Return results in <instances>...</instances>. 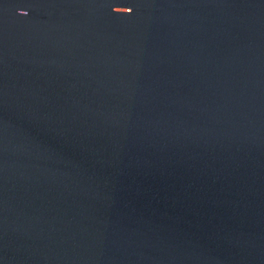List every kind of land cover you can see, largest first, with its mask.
<instances>
[{"label":"water","instance_id":"1","mask_svg":"<svg viewBox=\"0 0 264 264\" xmlns=\"http://www.w3.org/2000/svg\"><path fill=\"white\" fill-rule=\"evenodd\" d=\"M0 264H264V0H0Z\"/></svg>","mask_w":264,"mask_h":264}]
</instances>
